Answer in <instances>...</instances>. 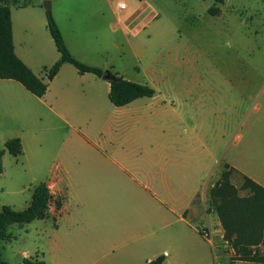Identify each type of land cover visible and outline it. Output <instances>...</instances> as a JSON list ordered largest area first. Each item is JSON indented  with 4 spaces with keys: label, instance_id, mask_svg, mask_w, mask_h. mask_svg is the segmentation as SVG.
Returning a JSON list of instances; mask_svg holds the SVG:
<instances>
[{
    "label": "rangeland",
    "instance_id": "1",
    "mask_svg": "<svg viewBox=\"0 0 264 264\" xmlns=\"http://www.w3.org/2000/svg\"><path fill=\"white\" fill-rule=\"evenodd\" d=\"M45 1L19 0V5L34 4L27 12L10 5L18 24V53L26 50L32 56L30 64L42 78L60 58L48 26L38 18H49ZM50 1L52 18L74 58L124 80L152 87L157 101L167 103L180 115L179 123L176 116H169L170 141L176 137L185 139L186 144L196 141L194 129L217 150L215 175L209 181L206 176L200 184L203 188L207 184V190L196 197V205L203 209L205 206L219 222L209 206L210 187L216 178L220 180L226 163L264 186V0H225L221 5L214 0ZM121 1L127 9L119 14L117 5ZM213 7L220 13L210 14ZM24 13L28 14L27 20L18 23V15ZM93 81H97L95 75L82 76L70 64L55 77L46 101L58 115L51 114L49 122L42 117L43 121L33 126L35 140L31 138L27 143L26 154L15 158L6 151L3 157L0 211L3 206L25 210L36 185L47 181L48 169L63 176L72 159L97 155L96 149H85L76 143L66 122L81 126L85 108L112 107L104 84L107 82ZM72 92L99 95L84 100L82 105L67 99ZM148 101L143 98L138 104ZM178 150L181 152H173L187 158L195 154L191 148ZM182 169L186 171L179 166L178 170ZM239 173L233 174L232 182L240 190ZM195 187L197 181L193 182ZM140 192L136 188L129 194L140 197ZM240 196L247 193L240 191ZM57 198L61 200L63 196ZM133 202L138 205V200ZM202 221L207 223L204 213ZM54 228L52 218L10 226L11 240H0L1 260L23 264L24 259L36 258L48 264H78L76 255H50ZM218 229H222L220 222ZM211 232L201 242L170 214L169 226L163 231L171 251L168 264H208L202 260L204 255L213 264H255L239 260L220 240L221 232L217 236Z\"/></svg>",
    "mask_w": 264,
    "mask_h": 264
},
{
    "label": "crops",
    "instance_id": "2",
    "mask_svg": "<svg viewBox=\"0 0 264 264\" xmlns=\"http://www.w3.org/2000/svg\"><path fill=\"white\" fill-rule=\"evenodd\" d=\"M33 6L30 2L28 6L15 8L27 12ZM11 16L15 52L36 74L30 64L32 56L26 50L18 53V24L12 9ZM27 17V13L18 15V23L25 22ZM38 18L48 26V19ZM43 79L47 81V77ZM101 80L104 79L97 77L93 83L107 82L104 84L110 93V82ZM53 81L49 83L46 95L38 98L14 80H0L1 146L18 138L23 145V154H26L27 143L31 138L35 140L33 126L42 122V117L49 122L51 114L58 115L46 101ZM98 95L96 92H72L67 94V99L74 103L80 101L83 105L84 100ZM157 96L155 91L152 98H147L148 102L138 104L141 100L138 99L124 107H115L112 103V107H87L81 126L66 120L76 143L85 149H96L97 155L72 159L63 176L51 169L46 171L45 183L53 196L49 218L55 222L50 255H76L74 259L78 264H99L105 259H109L107 264H148L165 255L168 264L171 251L167 246L168 235L163 231L169 226L170 214L201 242H205L211 231L215 236L220 231L223 242L224 231L218 229L219 222L214 214L195 203L200 192L206 194L207 184L203 188L202 181L206 176L209 181L215 175L217 150L207 145L194 129L192 132L197 140L191 143L186 144L185 139L177 137L173 141L167 139L169 116H176L179 123L180 115L167 103L158 102ZM180 147L191 148L190 152L195 154L188 158L175 154L173 151H179ZM179 166L186 171H179ZM194 181L198 187L192 188ZM136 188L141 190L140 197L129 194ZM59 196L63 199L58 209ZM133 199L138 200V205ZM203 213L206 224L202 221ZM202 260L213 264L208 261V255Z\"/></svg>",
    "mask_w": 264,
    "mask_h": 264
},
{
    "label": "trees",
    "instance_id": "3",
    "mask_svg": "<svg viewBox=\"0 0 264 264\" xmlns=\"http://www.w3.org/2000/svg\"><path fill=\"white\" fill-rule=\"evenodd\" d=\"M221 5L225 0H214ZM19 5V0H0V80H14L38 98H43L51 81L65 64L74 66L79 74H93L102 78L104 71L98 67L78 61L68 49L62 32L53 18H48V29L60 54L59 60L46 69L47 81L38 77L16 54L10 5ZM210 14L217 15L220 9L213 7ZM110 82L109 99L115 107H124L142 98H152L155 90L147 85L119 78ZM0 147V175L3 173V157L6 151L13 157L23 155L20 139H11ZM237 169L225 164L220 180L210 189V207L217 215L224 231L223 241L234 251L239 260L255 264H264V187L244 174H240V190L233 184L232 176ZM240 191L247 196H240ZM53 196L46 183L34 188L32 200L25 210L16 211L3 206L0 211V240L9 241L12 236L9 227L15 224L26 225L36 220H45L50 216ZM62 206L61 200L56 207ZM166 256L160 255L148 264H166ZM0 264H6L1 260ZM23 264H48L38 259H24Z\"/></svg>",
    "mask_w": 264,
    "mask_h": 264
},
{
    "label": "water",
    "instance_id": "4",
    "mask_svg": "<svg viewBox=\"0 0 264 264\" xmlns=\"http://www.w3.org/2000/svg\"><path fill=\"white\" fill-rule=\"evenodd\" d=\"M45 10L49 18H52V4L50 0H46L44 3ZM102 79L108 82H115L118 80V77L111 71H105L103 73Z\"/></svg>",
    "mask_w": 264,
    "mask_h": 264
},
{
    "label": "built area",
    "instance_id": "5",
    "mask_svg": "<svg viewBox=\"0 0 264 264\" xmlns=\"http://www.w3.org/2000/svg\"><path fill=\"white\" fill-rule=\"evenodd\" d=\"M117 9H118L119 14L124 13V11L127 9L126 3L123 1L119 2L117 5Z\"/></svg>",
    "mask_w": 264,
    "mask_h": 264
}]
</instances>
